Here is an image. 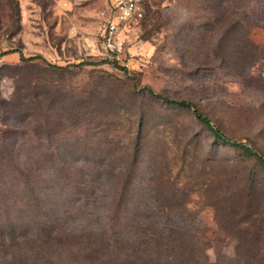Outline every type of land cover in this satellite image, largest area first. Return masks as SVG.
Instances as JSON below:
<instances>
[{
    "label": "rangeland",
    "instance_id": "1",
    "mask_svg": "<svg viewBox=\"0 0 264 264\" xmlns=\"http://www.w3.org/2000/svg\"><path fill=\"white\" fill-rule=\"evenodd\" d=\"M11 1L0 0V54L20 51L25 57L40 55L61 66L94 63L71 84L61 78L73 90L64 91L63 99L56 101L66 103L86 90L76 102L77 109L94 114L92 119L88 115L69 121L87 125L81 134L53 133L54 140L67 139L62 143L65 148H50L46 130L41 129L35 137L41 142L36 151L6 149L4 139L10 129L4 125H19V118L10 113L12 106H19L17 76L22 73L5 68L20 65V53L9 54L0 60V154L64 155L71 144L99 142L103 146L93 145L87 152L111 151L120 157L117 166L126 168L127 163L133 166L135 141L144 136L146 149L136 155V185L131 194L137 195L134 202L149 206L152 224L147 229L152 227L162 237L146 250L154 257L152 263L149 257L136 261L134 243L121 242L120 258L113 264H264V174L262 167L256 168L255 158L216 140L193 109L140 93L127 94L129 86L137 85L192 102L227 136L264 157V0H141L145 18L123 28L120 61L105 49L102 38L113 15L108 0H18L20 22L11 18ZM35 71L39 72L28 74L34 76ZM92 71L96 76L105 74L107 80L101 84ZM107 86L112 91L103 92ZM92 122L110 131L97 138ZM108 143L113 147L108 148ZM88 149L84 147V152ZM185 156L190 164L188 178L181 169ZM155 162L161 165L157 174L152 172ZM242 177L247 182L235 183ZM217 178L220 189L210 188ZM200 181L209 187L196 190ZM141 189L151 194L140 198ZM108 197L105 191L100 201L107 203ZM66 222L81 229L103 226L106 219L74 215ZM106 261L104 256L91 255L79 264Z\"/></svg>",
    "mask_w": 264,
    "mask_h": 264
},
{
    "label": "trees",
    "instance_id": "2",
    "mask_svg": "<svg viewBox=\"0 0 264 264\" xmlns=\"http://www.w3.org/2000/svg\"><path fill=\"white\" fill-rule=\"evenodd\" d=\"M12 1L11 18L20 22L19 1ZM16 52L20 53V65H7L5 68L22 71L19 76L21 78L17 76L19 84L16 97L19 106H12L10 113L19 118V125L10 123L4 125L10 129L9 138L4 139V146L6 149L30 148L36 151L35 146L41 145L36 139L37 133L44 129L50 148H65L62 143L67 139L64 137L63 140H54L53 133L61 135L72 131L75 136L81 134L87 130V125L82 126L76 122L70 125L69 121L74 118H77V121L88 115L92 119L94 113L82 108L77 109L76 102L87 94L86 90L81 91L83 95H77L80 97L74 96L66 103L63 101L56 103L57 98L63 99L64 91L73 90L70 84L74 78L87 67L93 68L94 63L80 62L61 66L40 55L25 57L20 51H4L0 54V60ZM32 70L39 72L35 71L36 75L30 76L28 73ZM91 73L94 74V71ZM99 74L98 76L94 74L93 78L102 84L107 78L105 74ZM61 78L68 80L70 84L60 81ZM128 89L127 94L130 95L140 93L146 97L160 98L168 104L193 109L197 119L216 140L237 147L249 158L254 157L256 168L262 167L264 174V157L242 141L227 136L210 117L199 111L194 103L157 95L149 87L138 88L137 85H133ZM106 90L112 91L109 86L105 87L103 92ZM119 110L117 108L114 113L116 117L119 116ZM64 113L66 115H63ZM97 113L99 119L103 118L102 112ZM102 126L94 122L90 125V128L96 131L97 138L98 134L110 131L102 129ZM139 129L141 132L144 131L143 124ZM143 140L144 136H139L135 141V145L141 148L135 149L133 166L130 167L127 163L126 168L117 166L120 157L111 151L108 154L87 152L93 149V145L103 146L99 142L71 144L64 155L32 153L15 155L7 152L0 154V264H79L91 255L100 259L104 256L107 260L105 264H113L120 258L121 253L117 248L121 242L134 243L132 254L136 261L141 257L142 260L149 257V263H152L154 257L150 252L148 255L146 250L162 235L154 232L152 227L147 229V226L152 224L149 222V206L134 202L137 195L131 194L136 185L138 168L136 155L146 149ZM106 145L108 148L113 147L110 143ZM84 147L89 149L84 152ZM74 150H78V153ZM153 160H156V156ZM160 166L155 162L152 172L157 174ZM181 169L188 178L191 174L189 157L182 158ZM220 180L214 179V185L210 188L215 186L216 189H220V186L217 187L222 185ZM241 182H247L245 177L235 180L239 185L243 184ZM199 186L196 190L209 187L204 181H200ZM105 191L109 193L107 203L100 201ZM149 194L151 193L147 190L141 189L138 196L144 198ZM248 197V194H244L242 198L247 200ZM163 209L171 210V207L164 206ZM74 215L82 218L100 215L106 219V223L103 226L91 224L89 227L73 229L67 225L66 219Z\"/></svg>",
    "mask_w": 264,
    "mask_h": 264
},
{
    "label": "built area",
    "instance_id": "3",
    "mask_svg": "<svg viewBox=\"0 0 264 264\" xmlns=\"http://www.w3.org/2000/svg\"><path fill=\"white\" fill-rule=\"evenodd\" d=\"M112 10V18L103 32L105 49L117 60H121L124 52L121 38L125 26L142 21L145 11L141 0H108Z\"/></svg>",
    "mask_w": 264,
    "mask_h": 264
}]
</instances>
